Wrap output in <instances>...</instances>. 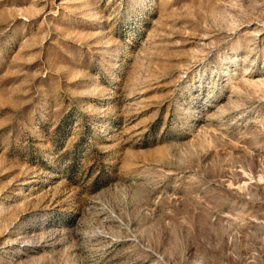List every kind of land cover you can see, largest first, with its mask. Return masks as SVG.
<instances>
[{
  "label": "rangeland",
  "instance_id": "rangeland-1",
  "mask_svg": "<svg viewBox=\"0 0 264 264\" xmlns=\"http://www.w3.org/2000/svg\"><path fill=\"white\" fill-rule=\"evenodd\" d=\"M0 264H264V0H0Z\"/></svg>",
  "mask_w": 264,
  "mask_h": 264
}]
</instances>
